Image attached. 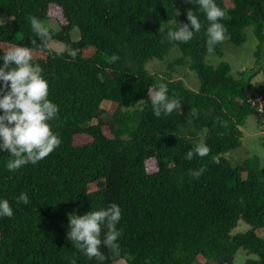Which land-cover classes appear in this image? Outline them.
<instances>
[{
    "label": "trees",
    "instance_id": "trees-1",
    "mask_svg": "<svg viewBox=\"0 0 264 264\" xmlns=\"http://www.w3.org/2000/svg\"><path fill=\"white\" fill-rule=\"evenodd\" d=\"M216 3L226 12L220 22L230 43L243 44L245 29L252 28L258 62L264 56V0ZM188 10L198 16L200 31L188 42L169 41L172 21L188 23ZM2 15L7 20L0 19V51L16 44L33 49L48 98L59 106L50 124L61 143L35 165L14 171L5 167L10 154L0 152V198L13 209L12 217H0V264H233L240 249L254 256L243 264H264V236L256 232L264 229V179L248 159L233 165L224 157L241 145L240 127L256 114L250 98L260 95L264 109V84L252 83L260 73L255 68L235 78L227 62H205L207 54L221 55V43L207 51L209 22L198 4L0 0ZM31 16L56 20L50 41L60 42L62 50L52 49L50 41L46 49L36 46L41 42ZM173 46L181 53L177 64L189 59L197 91L166 72L147 71L150 60H163ZM69 47L77 50L75 58ZM113 54L119 59L113 61ZM160 82L180 105L155 117L147 89ZM103 101L110 103L108 115ZM196 143L206 144L208 154L185 159ZM202 166L200 177L188 174ZM22 192L27 203L18 200ZM110 203L121 208L120 254L102 247L104 261L89 259L67 239L68 214ZM239 221L249 228L233 233Z\"/></svg>",
    "mask_w": 264,
    "mask_h": 264
},
{
    "label": "clouds",
    "instance_id": "clouds-1",
    "mask_svg": "<svg viewBox=\"0 0 264 264\" xmlns=\"http://www.w3.org/2000/svg\"><path fill=\"white\" fill-rule=\"evenodd\" d=\"M198 4L207 19L206 47L212 53L214 46L225 39L226 28L220 22L226 12L217 5L216 0H188ZM178 15V13H177ZM31 30L39 38L38 48L46 49L52 39L48 27L36 16L29 17ZM187 21L177 25L172 21L174 29L166 32L169 41L188 42L201 29V22L192 10L187 11ZM169 22V21H168ZM167 22V23H168ZM159 30H163L160 27ZM33 49L19 44L0 51V152L7 150L10 154L5 167L14 171L29 163L35 165L47 157L61 143L59 136L52 131L50 122L57 118L59 106L49 98V84L42 75L43 69L33 62ZM68 55L75 58L77 50L69 47ZM111 59L119 57L113 54ZM150 97L152 112L155 117L171 114L180 105V99L168 94V87L160 82L147 89ZM141 102V101H140ZM139 102V103H140ZM197 114L196 109L191 110ZM209 147L204 143H196L185 153V159H192L196 154L200 157L207 155ZM206 169L189 170V175L200 177ZM19 201L27 203L28 197L20 193ZM13 209L8 199L0 198V217H12ZM121 219V208L116 203L107 207L91 209L77 215L68 214L69 230L67 239L75 242L78 248L89 259L105 260L101 248H106L114 255L120 254L118 239L121 230L117 227ZM129 259L132 257L129 255ZM71 264H76L75 259Z\"/></svg>",
    "mask_w": 264,
    "mask_h": 264
},
{
    "label": "rangeland",
    "instance_id": "rangeland-1",
    "mask_svg": "<svg viewBox=\"0 0 264 264\" xmlns=\"http://www.w3.org/2000/svg\"><path fill=\"white\" fill-rule=\"evenodd\" d=\"M2 21H6L5 16H1ZM48 29L58 30L57 22L54 18L43 21ZM246 40L241 45H234L228 41V37L225 35V39L221 41V55L207 54L205 56V62L215 67L220 62H227L230 65V74L237 78L239 72L244 70H250L251 68L257 69L259 74L255 75L252 79V83L256 86H262L264 84V56H260V60L256 62L255 51L258 48V41L255 38L252 28L247 27L245 29ZM73 41L78 40L79 32L74 28L70 33ZM49 46L54 50H62L63 45L57 41H50ZM261 55V54H260ZM263 55V54H262ZM181 58V53L177 46L171 47L168 54L163 60L152 59L146 64V69L149 73L166 72L170 74L172 79H179L183 82L186 88L192 91H197L199 88V80L196 73L190 70L188 61L184 59L181 64H177L176 61ZM252 99L254 106L256 107V114L249 116L246 119L245 124L240 127L242 131L241 145L226 154L227 158L233 165L235 163L248 159L252 166L261 172L264 179V109L263 100L260 95L250 98ZM110 103L103 101L101 108L104 109L105 114L108 115ZM96 120L90 124H94ZM244 176V174H243ZM249 226L239 221L237 226L233 229V233L243 232L247 230ZM257 234L264 236V229H258ZM254 257L243 249L236 252L233 264H243V262ZM114 264H126L124 260H119Z\"/></svg>",
    "mask_w": 264,
    "mask_h": 264
},
{
    "label": "built area",
    "instance_id": "built-area-1",
    "mask_svg": "<svg viewBox=\"0 0 264 264\" xmlns=\"http://www.w3.org/2000/svg\"><path fill=\"white\" fill-rule=\"evenodd\" d=\"M252 105H254V103H253V101H252V99H250V101H249Z\"/></svg>",
    "mask_w": 264,
    "mask_h": 264
}]
</instances>
